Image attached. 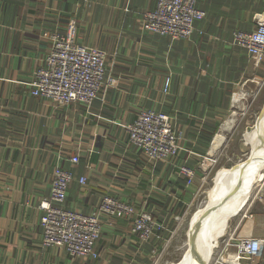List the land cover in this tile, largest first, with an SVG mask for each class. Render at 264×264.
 Returning a JSON list of instances; mask_svg holds the SVG:
<instances>
[{"label": "crops", "instance_id": "1", "mask_svg": "<svg viewBox=\"0 0 264 264\" xmlns=\"http://www.w3.org/2000/svg\"><path fill=\"white\" fill-rule=\"evenodd\" d=\"M156 2L0 0V264H155L206 170L215 135L261 94L264 60L255 64L233 38L264 18V0H196L204 17L190 38L175 40L142 28ZM70 20L77 43L107 53L110 80L89 109L80 102L56 108L29 85L49 52L43 34L63 32ZM141 109L168 115L180 131L174 158L152 164L129 144L123 125ZM55 165L72 174L65 208L88 214L109 195L157 216L162 227L141 242L130 220L105 216L95 258L42 246L39 204L49 197ZM178 166L193 178L180 176ZM237 221V238L264 239V196L249 201ZM233 243L219 244L214 264H232ZM255 262L264 264V246Z\"/></svg>", "mask_w": 264, "mask_h": 264}, {"label": "built area", "instance_id": "2", "mask_svg": "<svg viewBox=\"0 0 264 264\" xmlns=\"http://www.w3.org/2000/svg\"><path fill=\"white\" fill-rule=\"evenodd\" d=\"M203 17L204 12L197 8L196 0H157L155 9L144 14L141 26L171 40L188 39L195 31V22ZM75 35L73 20L66 24L63 32L54 30L43 34L49 42V52L29 84L33 96L49 100L56 108L80 102L89 109L101 88L110 80L105 72L107 53L77 43ZM233 43L255 64L264 60V18L257 16L251 31H236ZM168 88L169 79H166L163 89ZM170 119L164 113L141 109L132 123L123 125L129 144L138 148L149 163L172 159L181 149V133ZM69 160L76 163L78 158L73 156ZM177 170L189 181L194 176L189 167L178 166ZM71 180L69 171L58 165L53 167L49 197L39 204L44 210L40 220L42 246L64 248L71 257L95 258V246L105 216L130 220L131 231L141 242L150 240L162 227L151 213L109 195H103L97 207L88 214L65 208ZM234 241L236 255L232 264H255L261 257L264 239L246 236ZM241 258L248 261L242 263Z\"/></svg>", "mask_w": 264, "mask_h": 264}, {"label": "rangeland", "instance_id": "3", "mask_svg": "<svg viewBox=\"0 0 264 264\" xmlns=\"http://www.w3.org/2000/svg\"><path fill=\"white\" fill-rule=\"evenodd\" d=\"M263 118L264 83L261 85V94L253 97L245 109L236 111L234 126L224 134L225 140L219 151L212 157L209 155L206 170L197 176L194 183V195L188 200L185 210L178 218L175 231L155 264H180L187 255L186 251L191 240L199 232L201 215L205 211V216L212 217L214 221L223 222V230L215 232L220 235L217 239H208L200 247L198 256L201 255L202 264H214L215 260H218L215 258V253L219 244H224L230 237L235 239L240 236L241 228L239 229L237 221L239 215L249 201L264 196V170L256 179L257 181L247 188L240 200L229 189H231V183L249 169L247 160L253 156L254 147L249 142L250 137L245 136V131L257 120ZM237 183L239 184V181ZM213 201H215L214 204H212ZM236 201L238 204L235 207Z\"/></svg>", "mask_w": 264, "mask_h": 264}, {"label": "bare ground", "instance_id": "4", "mask_svg": "<svg viewBox=\"0 0 264 264\" xmlns=\"http://www.w3.org/2000/svg\"><path fill=\"white\" fill-rule=\"evenodd\" d=\"M237 98L238 96H235V99ZM234 122L235 113L223 123L219 133L215 135L209 151L210 157L219 151L225 140L224 134L228 133L233 128ZM246 135L250 137L249 142H251L254 147L252 152L253 156L247 160L249 169L239 175L237 179L231 183V189H229L234 193L235 197H238L239 200L242 198L243 193L247 190V188L257 181L256 179L264 170V118L257 120L253 126L246 130L245 136ZM237 181H239V184ZM214 202L215 201H213L212 204H214ZM237 204L238 201H236L234 206L236 207ZM205 212H203L201 215V226L199 228V232L191 240L189 248L186 251L187 255L182 259L180 264H202V257L201 255L200 257L198 256L200 247L204 245L208 239H217V237L220 236L217 233L223 230V222L219 220L214 221L212 217L205 216ZM207 212H210V210H207ZM217 230L218 232L215 234Z\"/></svg>", "mask_w": 264, "mask_h": 264}, {"label": "trees", "instance_id": "5", "mask_svg": "<svg viewBox=\"0 0 264 264\" xmlns=\"http://www.w3.org/2000/svg\"><path fill=\"white\" fill-rule=\"evenodd\" d=\"M117 199H118V198H117ZM152 216H153V214H152ZM153 218H154L156 221H158V219H159V218H158L157 216H155V215L153 216Z\"/></svg>", "mask_w": 264, "mask_h": 264}]
</instances>
